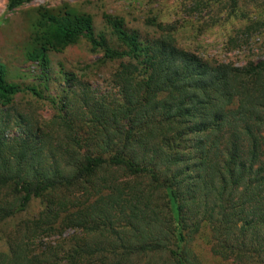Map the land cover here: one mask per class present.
<instances>
[{"label": "trees", "instance_id": "trees-1", "mask_svg": "<svg viewBox=\"0 0 264 264\" xmlns=\"http://www.w3.org/2000/svg\"><path fill=\"white\" fill-rule=\"evenodd\" d=\"M108 22L122 50L95 34L89 14L38 9L28 60L46 70L49 52L87 40L103 60L127 61L113 76L123 98L96 108L84 98L81 132L58 111L69 133L57 147L43 142L45 159L28 138L0 131V225L33 200L43 207L0 264H198L187 247L205 227L216 257L264 264V62H208L178 47L169 25L152 22L158 36L143 40ZM21 92L0 62V104ZM62 231L75 235L61 257L54 247L34 253Z\"/></svg>", "mask_w": 264, "mask_h": 264}, {"label": "rangeland", "instance_id": "rangeland-1", "mask_svg": "<svg viewBox=\"0 0 264 264\" xmlns=\"http://www.w3.org/2000/svg\"><path fill=\"white\" fill-rule=\"evenodd\" d=\"M8 1L0 0V62L6 67L8 81L18 84L22 92L10 106L0 104V131L10 142L21 136L28 138L29 143L41 147L43 159L47 152L43 142L49 139L57 147L69 133L56 119L58 111L81 132L87 128L85 111L81 110L84 98L92 102L93 108L115 100L122 102V89L113 76L127 61H105L102 50L93 52L88 41L82 39L62 51L49 52L46 70L30 62L27 54L32 48V25L40 7L58 13L68 6L89 14L95 34L104 35L112 49L123 48L108 21L121 19L124 28L137 32L143 40L158 36L152 22L169 25L178 47L208 62L231 63L240 68L264 62V0H35L14 11H8ZM52 163L48 161L49 167ZM6 196L2 194L0 202H6ZM42 210L41 202L33 200L23 213L0 225V255L9 252L14 238L19 239L26 228L24 223L36 220ZM74 235L62 231L61 235L56 232L43 236L34 253L54 247L61 257L71 249L67 242ZM210 237L206 227L192 237L187 247L192 258L198 264H235L212 253ZM85 241L91 246L99 240L85 237ZM58 259L54 262L63 264Z\"/></svg>", "mask_w": 264, "mask_h": 264}]
</instances>
